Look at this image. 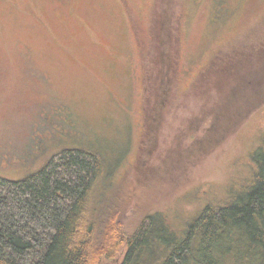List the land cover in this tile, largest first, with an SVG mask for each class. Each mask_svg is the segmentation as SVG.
Returning a JSON list of instances; mask_svg holds the SVG:
<instances>
[{
  "label": "rangeland",
  "instance_id": "374dc122",
  "mask_svg": "<svg viewBox=\"0 0 264 264\" xmlns=\"http://www.w3.org/2000/svg\"><path fill=\"white\" fill-rule=\"evenodd\" d=\"M263 132L264 0H0V176L96 151L125 235L181 232L258 176Z\"/></svg>",
  "mask_w": 264,
  "mask_h": 264
},
{
  "label": "trees",
  "instance_id": "16d2710c",
  "mask_svg": "<svg viewBox=\"0 0 264 264\" xmlns=\"http://www.w3.org/2000/svg\"><path fill=\"white\" fill-rule=\"evenodd\" d=\"M257 146L248 166L258 176L181 232L154 212L125 235L96 151L68 148L25 179L0 176V264H102L123 243L120 264H264V132Z\"/></svg>",
  "mask_w": 264,
  "mask_h": 264
}]
</instances>
